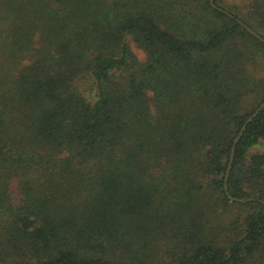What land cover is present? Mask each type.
Wrapping results in <instances>:
<instances>
[{
	"label": "trees",
	"instance_id": "1",
	"mask_svg": "<svg viewBox=\"0 0 264 264\" xmlns=\"http://www.w3.org/2000/svg\"><path fill=\"white\" fill-rule=\"evenodd\" d=\"M222 2L0 0V264H264V0Z\"/></svg>",
	"mask_w": 264,
	"mask_h": 264
},
{
	"label": "water",
	"instance_id": "2",
	"mask_svg": "<svg viewBox=\"0 0 264 264\" xmlns=\"http://www.w3.org/2000/svg\"><path fill=\"white\" fill-rule=\"evenodd\" d=\"M213 1L214 0H209L210 2V5L212 7H215L214 4H213ZM240 25L250 34L252 35L254 38L258 39L259 41H261L262 43H264V39L262 37H260L258 34H256L253 30H251L250 28H248L247 26L243 25L242 23H240ZM264 107V102L260 104V106L254 111V113L245 121V123L242 125V127L240 128V131L239 133L237 134V136L235 137L234 141H233V145L231 147V151H230V156H229V161H228V165H227V168H226V172H225V175H224V187H223V190H224V193L227 197V199L231 202H239V203H243L245 202L246 200L244 199H237V198H234L232 196L229 195L228 191H227V178H228V174H229V171H230V166H231V162L233 160V155H234V147H235V144L237 143V141L240 139V137L242 136L246 126L251 122V120L256 116V114ZM264 204V202H262Z\"/></svg>",
	"mask_w": 264,
	"mask_h": 264
},
{
	"label": "rangeland",
	"instance_id": "3",
	"mask_svg": "<svg viewBox=\"0 0 264 264\" xmlns=\"http://www.w3.org/2000/svg\"><path fill=\"white\" fill-rule=\"evenodd\" d=\"M249 0H223V5L228 7L229 5H237V6H244ZM225 2V3H224ZM134 52L138 55L140 59L143 58V55L140 51L137 49L133 48ZM264 149L263 147H256L251 151V153H256V152H262Z\"/></svg>",
	"mask_w": 264,
	"mask_h": 264
}]
</instances>
